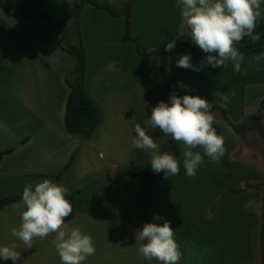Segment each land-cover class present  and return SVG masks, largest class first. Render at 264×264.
Wrapping results in <instances>:
<instances>
[{
  "label": "crops",
  "instance_id": "0c3cea01",
  "mask_svg": "<svg viewBox=\"0 0 264 264\" xmlns=\"http://www.w3.org/2000/svg\"><path fill=\"white\" fill-rule=\"evenodd\" d=\"M6 1L12 6L20 2ZM78 1L47 0L46 8L62 19ZM98 1L123 5L129 0ZM175 5L176 0L135 1L132 33L139 36L140 49L134 41L123 40V16L84 6L80 24L88 52L86 88L102 114L91 137L70 133L65 125L71 93L67 79L76 61L59 45L61 29L36 15L10 14L0 7V152H5L0 198L58 177L76 193L75 215L65 223L94 241L96 251L83 264H160L137 251L135 233L144 225L146 207L145 180L138 174L150 153L135 149L132 139L135 125L147 129L151 109L162 101L161 59L154 51L165 50L173 40L176 46L167 52L169 69L180 84L175 93L199 96L212 105L213 127L223 136L226 151L218 162L204 156L190 177L181 144L180 172L154 186L148 223L170 222L182 254L178 264H259L264 202L256 185H264V174L246 157H238L239 134L225 115L240 123L258 110L264 99V58L256 57H264V47L255 54L238 50L243 55L239 73L231 61L226 69L177 67L184 54L197 67L208 54L191 40ZM215 93H227V103ZM147 134L161 153L167 137L159 129ZM253 149L264 152V141ZM193 151L203 155L200 148ZM238 187L240 191L230 192ZM17 203L0 210V246L15 245L24 255L19 264H61L51 243L55 234L35 238L31 247L12 235L11 229L21 223L23 209Z\"/></svg>",
  "mask_w": 264,
  "mask_h": 264
},
{
  "label": "clouds",
  "instance_id": "9594fccd",
  "mask_svg": "<svg viewBox=\"0 0 264 264\" xmlns=\"http://www.w3.org/2000/svg\"><path fill=\"white\" fill-rule=\"evenodd\" d=\"M262 0H176L181 11L182 22L190 29L191 40L208 55L199 67L191 63V55L184 54L176 62L177 67L202 70L204 64L212 68L228 67L241 71L243 55L236 45L245 37L255 44L261 40L256 32L259 18L264 14ZM175 40L167 43L165 51L175 48ZM262 56L257 55L260 61ZM218 94L227 103V93ZM234 94V93H233ZM212 105L199 96H178L173 92L170 103L160 101L151 109L150 118L145 122L147 129L135 125L136 135L132 139L135 149L150 153V167L155 173L163 172L165 177L178 175L179 161L169 152H159V144L147 134L148 130L159 129L165 137L183 145V165L186 175L194 177L203 157L218 162L226 148L224 138L213 127ZM203 150L194 152V149ZM71 194L68 187L44 179L25 186L22 198L16 207L21 211L19 229L12 228L14 237L27 247L32 246L35 238L44 239L55 234L51 241L60 257L61 264H83L96 251L93 238L82 233L79 228H71L65 220L73 211L72 204L66 198ZM156 220L160 217L156 216ZM135 241L140 246L138 253L146 260H156L160 264H178L181 258L180 246L174 238V229L170 222L163 224L145 223L135 233ZM15 245L0 246V260L19 264L21 255Z\"/></svg>",
  "mask_w": 264,
  "mask_h": 264
},
{
  "label": "trees",
  "instance_id": "16d2710c",
  "mask_svg": "<svg viewBox=\"0 0 264 264\" xmlns=\"http://www.w3.org/2000/svg\"><path fill=\"white\" fill-rule=\"evenodd\" d=\"M136 0H129L123 5H113L110 3H100L98 0H81L75 2L69 8L67 15L62 19H55L47 10V0H20L19 4L12 6L6 0H0V7L10 14L23 13L28 17L36 15L38 18L45 20L49 25L61 29V38L59 40L60 47L71 54L76 61L75 69L68 77L67 82L71 87V93L67 100L65 125L67 130L73 134H79L85 137H91L96 129L101 124L102 114L98 105L89 95L86 88V65L88 52L85 43L81 36V13L86 4H93L98 8L108 11L113 16H123L125 18L124 41H134L140 49V38L132 33L133 26V10ZM256 32L261 36V40L253 44L249 38L245 37L239 42L236 47L239 51L246 54H255L260 52L264 47V18L261 16L258 20ZM161 59V100L170 103V96L175 92L180 84L173 72L169 69V54L165 50H156ZM227 123L236 131L237 134L243 135L251 130H257L264 138V129L262 121L264 119V99L261 100L259 108L256 112L251 113L247 118L240 123H233L225 115ZM169 152L178 160L181 155V144L167 137L161 153ZM5 152H0V162L2 161ZM139 176H143L146 186V207L144 224L149 222V208L153 199V188L156 184L164 180L166 177L163 172L155 173L150 167V160ZM137 175V176H138ZM52 182L58 183V177L47 178ZM34 188V187H33ZM256 188L263 190L264 202V185H256ZM241 189L234 188L230 192H238ZM22 191L4 196L0 198V210L5 206L20 202ZM72 204L73 211L65 221L72 219L76 211V193L71 191V194L66 197ZM24 255H21V259ZM7 261L6 264H11ZM259 264H264V219L261 222V236L259 244Z\"/></svg>",
  "mask_w": 264,
  "mask_h": 264
},
{
  "label": "rangeland",
  "instance_id": "374dc122",
  "mask_svg": "<svg viewBox=\"0 0 264 264\" xmlns=\"http://www.w3.org/2000/svg\"><path fill=\"white\" fill-rule=\"evenodd\" d=\"M239 139L242 150L241 153L238 154V157H246L247 162L253 163L254 167L257 168L260 173L264 174V152L253 149V147H257V145L263 143V138L259 135L257 130H251L248 133L239 135ZM247 149H251L252 151ZM260 157H263V160L260 159Z\"/></svg>",
  "mask_w": 264,
  "mask_h": 264
}]
</instances>
